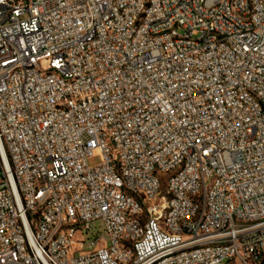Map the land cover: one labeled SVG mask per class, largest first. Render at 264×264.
Segmentation results:
<instances>
[{
    "label": "built area",
    "instance_id": "2783aa9c",
    "mask_svg": "<svg viewBox=\"0 0 264 264\" xmlns=\"http://www.w3.org/2000/svg\"><path fill=\"white\" fill-rule=\"evenodd\" d=\"M0 170V264H264V0H0Z\"/></svg>",
    "mask_w": 264,
    "mask_h": 264
},
{
    "label": "rangeland",
    "instance_id": "374dc122",
    "mask_svg": "<svg viewBox=\"0 0 264 264\" xmlns=\"http://www.w3.org/2000/svg\"><path fill=\"white\" fill-rule=\"evenodd\" d=\"M100 162H101V157L98 154L88 158V163L91 166H96L100 164ZM0 175H1V170H0ZM103 233H104L103 223L99 220L91 225L89 237L93 239L98 238L101 237Z\"/></svg>",
    "mask_w": 264,
    "mask_h": 264
}]
</instances>
